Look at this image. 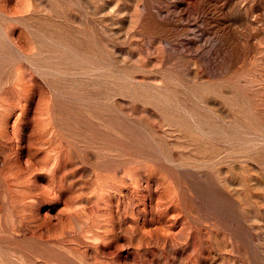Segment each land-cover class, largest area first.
Listing matches in <instances>:
<instances>
[{
    "label": "rangeland",
    "instance_id": "374dc122",
    "mask_svg": "<svg viewBox=\"0 0 264 264\" xmlns=\"http://www.w3.org/2000/svg\"><path fill=\"white\" fill-rule=\"evenodd\" d=\"M0 264H264V0H0Z\"/></svg>",
    "mask_w": 264,
    "mask_h": 264
}]
</instances>
